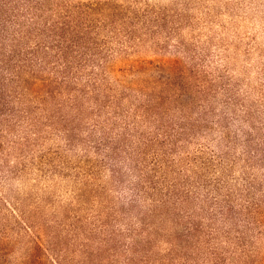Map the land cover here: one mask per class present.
<instances>
[{
  "label": "trees",
  "instance_id": "trees-1",
  "mask_svg": "<svg viewBox=\"0 0 264 264\" xmlns=\"http://www.w3.org/2000/svg\"><path fill=\"white\" fill-rule=\"evenodd\" d=\"M76 8L61 0H0V125L14 122L8 117L29 106V95L46 114L76 113L63 120L73 125L70 136L88 133L86 153L119 160L112 173L129 197L125 214L138 221L128 217L122 229L117 219L100 223L105 264H226L225 244L240 247L263 223L264 125L251 110L218 113L201 77L195 119L188 107L167 106L177 76L121 83L110 73L111 40L100 39ZM85 104L93 106L90 124ZM85 174L88 185L93 169ZM160 242L170 247L165 254L156 251Z\"/></svg>",
  "mask_w": 264,
  "mask_h": 264
},
{
  "label": "rangeland",
  "instance_id": "rangeland-1",
  "mask_svg": "<svg viewBox=\"0 0 264 264\" xmlns=\"http://www.w3.org/2000/svg\"><path fill=\"white\" fill-rule=\"evenodd\" d=\"M61 1L79 8L100 39L111 40L110 73L121 83L177 76L167 106L172 112L188 107L195 119L201 77L218 113L251 110L264 125V0ZM178 67L185 68L181 79ZM26 100L29 106L8 117L10 126L0 125V264H105L107 234L98 231L100 223L117 219L122 229L128 217L138 221L125 214L129 197L112 173L119 160L111 162L114 168L107 153H86L88 133L70 136L73 125L63 118L75 112L51 108L46 114L38 100ZM82 117L94 120L92 104ZM262 201L263 223L240 247L225 244L226 264H264ZM158 246L161 254L170 248Z\"/></svg>",
  "mask_w": 264,
  "mask_h": 264
}]
</instances>
